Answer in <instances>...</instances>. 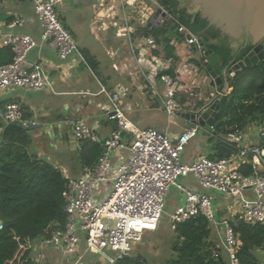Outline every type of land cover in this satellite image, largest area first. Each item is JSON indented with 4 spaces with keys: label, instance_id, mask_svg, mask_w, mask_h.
I'll list each match as a JSON object with an SVG mask.
<instances>
[{
    "label": "built area",
    "instance_id": "2783aa9c",
    "mask_svg": "<svg viewBox=\"0 0 264 264\" xmlns=\"http://www.w3.org/2000/svg\"><path fill=\"white\" fill-rule=\"evenodd\" d=\"M31 1L33 19L40 27L39 42L54 49L60 60L76 55L79 62L90 70L75 38L58 18L56 8L65 0ZM107 1L97 0L98 6ZM109 1H115L122 9L141 2ZM150 1L158 4L155 0ZM157 6L164 13L159 17L167 19L174 28L175 35L169 41L173 56H166L152 35L138 31L147 27L153 14L149 6L151 10L148 8L146 12H139L138 27L124 24L117 28L116 34L127 37L135 70L141 80L140 89L147 91L159 103L167 123L175 124L176 117L189 111L188 107H191V113L201 109H193L195 103L190 101L193 90L199 89V81L202 80L199 73H205L209 84L212 79L205 71V57L199 44L201 38L162 6ZM112 8L110 5L109 9ZM100 13L99 17H110L112 20L116 16L114 11ZM28 21L33 20L17 16L6 25L10 31L2 36V45L10 48L11 60L0 65V91L53 88V82L40 58L35 62L27 60L28 52L39 42L28 34L11 31ZM111 24L116 26L115 21H111ZM112 67L118 69L116 63ZM224 90L225 87L209 92L204 103L219 100ZM99 92L106 96L108 104L104 109L105 115L114 122L115 127L106 138H101L94 126L81 121L72 122L71 131L77 140L98 143L103 152L94 165L84 167L76 178L66 176L65 170L59 168L67 180L62 192L64 224L47 228L44 235L33 243V248L42 251L54 247L70 259L69 264H82L87 253L100 255L103 264H113L116 259L128 255L145 232L156 230L167 190L172 185L184 199L181 205L174 208L170 221L179 224L197 215L203 216L215 229L227 264H238L236 254L241 242L232 223L264 225V127L256 129L254 141L245 134L247 129L231 128L218 136L214 124L211 130L204 129L197 122V117L195 122L176 134L154 127H139L126 115L124 86L117 84L110 91L101 85ZM183 98L189 101L185 102ZM12 122L20 123L22 127L28 123L23 120L16 101L0 105V123ZM199 130L214 140L222 141L229 147V155L210 157V154H200L182 162L185 146L198 135ZM124 133L131 135L128 143L123 141ZM112 151L117 154V159L111 156ZM123 151L126 152L125 157L121 155ZM180 176H191L196 187L178 183ZM106 183L110 184L108 192L101 195ZM209 191L220 193L221 210L227 217L221 220L216 217L215 210H220L218 204L214 209ZM217 255L218 252L214 251V256Z\"/></svg>",
    "mask_w": 264,
    "mask_h": 264
},
{
    "label": "trees",
    "instance_id": "16d2710c",
    "mask_svg": "<svg viewBox=\"0 0 264 264\" xmlns=\"http://www.w3.org/2000/svg\"><path fill=\"white\" fill-rule=\"evenodd\" d=\"M155 1L202 39L205 48L213 51L220 68H229L252 48L251 44H247L234 52L231 42L221 37L217 29L208 26L197 11H189L179 0ZM138 31L152 35L166 56L174 55L169 45L171 37L175 35L173 26L144 27ZM81 51L93 71L96 70L93 56L85 49ZM10 60V48L3 46L0 49V65ZM225 81L224 93L218 101V117L214 122L215 134L216 122L223 119L229 103L235 99L245 100L249 94L264 90V55L256 65L243 68ZM223 86L220 85L219 89ZM21 111L23 120L29 121L32 117L29 109L21 105ZM236 119L233 121L236 122ZM250 126L264 127V99L248 106L238 117L234 128L244 130ZM229 129L221 128V132L225 134ZM122 138L128 143L131 135L124 133ZM208 139L214 151L210 157L229 155L230 149L222 141L210 136ZM30 142L28 129L20 123H0V264H35L30 255L33 243L44 235L47 228L64 224L62 192L67 180L58 167L41 161L35 153L28 151ZM101 152L100 144L82 140L79 148L82 166L94 165ZM232 226L241 242L236 254L238 264H264L256 255V252L264 250V225L233 222ZM174 231L178 238L175 255L163 264H227L224 255L210 240L209 224L203 216L197 215L183 223L174 224ZM214 251L218 252L217 256H214ZM114 264L146 263L140 256L124 255Z\"/></svg>",
    "mask_w": 264,
    "mask_h": 264
},
{
    "label": "crops",
    "instance_id": "0c3cea01",
    "mask_svg": "<svg viewBox=\"0 0 264 264\" xmlns=\"http://www.w3.org/2000/svg\"><path fill=\"white\" fill-rule=\"evenodd\" d=\"M95 1L97 2V0H65L56 8L58 18L75 40L77 38V28L80 29L81 27H87L90 34L93 35L97 42L100 40V33H113L114 37L121 40L120 43H114L113 40L107 39L104 48L101 49L100 55L92 52L88 47L78 45L82 54L83 52L81 50L85 49L93 56L97 64L96 70L94 71L84 54L83 56L90 70L79 62L76 55L70 56L67 60H60L56 56L54 49L45 44L42 45L39 42L40 27L33 19L34 14L31 0H3L0 2V6L3 3H8L0 10V49L3 47L2 36L10 31V29L6 27L7 23L17 16H21L25 19L31 18L33 21H28L23 26L16 27L11 31L28 34L35 41L39 42L37 47L28 52L27 60L29 62H35L40 58L44 69L53 82L52 89L28 91L19 88L7 92L0 91V105L16 101L19 103L20 108L21 105H24L29 109L32 117L27 122H32L39 126L28 130L29 138L31 139L27 147L28 151L35 153L38 159L43 158V161L58 166V168H63L65 170L64 174L70 178L78 177L84 169L79 159L81 140L79 141L73 136L70 127L72 122L81 121L90 126H94L97 134L101 138H106L115 127L114 122L108 120L105 115L104 109L107 107L108 103L105 94L99 92L101 85L110 91L117 84L126 88V96L123 98V105L126 108L128 119L135 125L141 124L143 126L140 127H154L148 125V123H142L144 119L143 112L159 109L164 113L159 103L153 100L147 91L140 89L141 80L135 70V60L131 53L127 37L116 34L117 28L121 25L117 23V25L114 26L111 24L110 18L99 17L101 14L100 11H114L115 14H119L120 9L116 7L118 4L115 1L112 2L108 0L105 4H109V7L110 5L113 6L112 9H108V11L105 9H93V14L87 18L85 16L86 10L89 6L93 7V5H96ZM85 3L87 5H85ZM234 47L236 46L232 47L233 50L236 51L237 49H234ZM113 63L117 64V70L113 69ZM84 68L96 81L98 87L95 89L86 85V82L80 78L79 74L83 72ZM201 73L203 75L205 74L203 71L199 73L200 80L201 77H203V75H200ZM201 83L202 81H199V88L202 87ZM190 99L192 103L193 100L192 98ZM182 100L185 102L189 101L185 98ZM199 102L202 103L201 106L198 105ZM193 103H195L193 109L202 108L206 104L201 100L197 102L193 101ZM190 109L191 107H188L189 111L184 113H191ZM151 114H153V112ZM178 120L183 122V126L179 124ZM175 122V124H170L167 123L166 120L167 126L161 131L176 134L190 126L192 120L186 119L179 114ZM172 126L175 129L172 128ZM197 136L209 137L206 132L205 134H198ZM213 152L212 149L210 152H204L203 149L200 152H187L183 161L187 162L200 154L211 155ZM121 155L125 157L126 152H121ZM45 157L47 160H44ZM113 157L114 159L118 158L117 154H114ZM85 167L88 166L85 165ZM191 185L196 187V184ZM107 186L110 187V184L106 183V187ZM183 199L181 194V202L176 206L181 205ZM209 228L211 227L209 226ZM217 247H219L220 253L224 254L221 246L219 245ZM259 252L264 254V250ZM259 252L257 253L260 254ZM32 258L35 264H69L70 262V259L63 256L61 252L54 247L38 251L32 246Z\"/></svg>",
    "mask_w": 264,
    "mask_h": 264
},
{
    "label": "rangeland",
    "instance_id": "374dc122",
    "mask_svg": "<svg viewBox=\"0 0 264 264\" xmlns=\"http://www.w3.org/2000/svg\"><path fill=\"white\" fill-rule=\"evenodd\" d=\"M95 3L97 5L96 1H95ZM6 4H8V3H3L0 6V10L2 9V7H5ZM85 5H87V4L85 3ZM96 5H93V7L92 6L88 7V9H87L88 11L86 10V13H85V16L87 18H89L93 14V9L94 10L105 9L107 11L109 9V4L103 3L101 6H98V5L96 6ZM157 5H159V4H157ZM148 6L149 5L144 3L142 0H141V2L137 3L134 7L124 6V8L122 9L120 6H116L120 9L119 14L116 13V16L114 17L113 20L110 17H108V18H110L111 21H115L116 25H117V23H119L120 25L128 24V25H131L133 27H138V22H139L138 17L140 16L139 12L140 11H144V12L148 11V8H149ZM149 10H151V9L149 8ZM188 10L191 12H194L190 9H188ZM124 15L126 16V21L124 19L125 18ZM76 33H77V38H76L77 44L80 46L88 47L92 52H95L97 55L101 54L100 53L101 49L104 48V44L106 43L107 39L113 40L114 43H116V42L120 43V41H121L120 39L114 37L113 33H107V34L100 33L99 34L100 40H98V42H97L94 39L93 35L90 34L87 27H85V28L81 27L80 29L77 28ZM241 44H243V42H241V41H237V40L231 41V46L232 47L236 46V47H234V49H237L234 52H238L240 50L238 48H240ZM200 75H203V74L201 73ZM79 76L83 81L86 82V85H89L91 88L95 89L96 87H98L93 76H91L85 68L83 69V72L81 74H79ZM206 77L204 75H203V77H201L202 87L199 89L195 88L193 90L194 94L191 97L193 101L197 102V101L201 100L202 102H205L206 100H204V98L206 97V95H208L209 92H212L214 90L219 89V86L209 85V79ZM224 87H225V85L223 86V88ZM263 99H264V90L259 91V92H253V93L249 94V97L246 98L245 100H243V99L236 100L235 99L231 103H229L226 114L223 115V119L216 122L217 135L218 136L223 135V132H221V128H223V129L224 128H228V129L234 128L237 125L238 117L240 116V114H242L248 106L258 104ZM152 112H153V114H151ZM143 117H144V119H143L142 123H148V125L154 126L157 129L164 130L167 126L166 125V115L164 113H162L159 109L154 110V111L143 112ZM235 117H237V119H236L237 121L235 120L236 122L233 121V119ZM178 122L181 126H183V122H181L179 120H178ZM137 125L139 127L143 126L141 124H137ZM172 128H174V127L172 126ZM257 128H258V126H255V127L250 126L247 128L245 134L247 135V137L250 140H253V141L255 140ZM210 145H211V142L207 136H201V137L196 136V137H194L185 146L184 151H183L184 153L181 155V161L184 162L183 158L185 157V154L187 152L188 153L200 152V151H202V149L204 152H210L211 151ZM31 150H33V149H31ZM102 152H103V148H102ZM110 154H111V156H113L114 152L112 151ZM41 159L40 160L43 161V158H41ZM44 160H47L46 157L44 158ZM56 167H58V166H56ZM62 169L63 168H61V170ZM177 182L181 183V184H186L188 186L190 185L191 187H192L191 184H195L194 181L191 179V176H187V177L180 176L177 179ZM108 187L109 186L106 187V184H104V188L106 190L102 191L101 195H105L108 192L107 191ZM197 189L200 191H204L200 188H197ZM209 194L213 198L212 204H213L214 209H215L216 205L218 204V207H219L218 210H220V211L215 210L216 217L219 220L227 217V215L224 214V211L221 210V207L223 205H222V202L219 201V198H221L220 193H218L216 191H209ZM180 202H181L180 192L174 186H172V185L169 186L167 193H166V196H165V199H164L163 212H162V215H161V218L159 220V223H158L156 230H154L152 232H145L142 235L141 240L131 248L128 255L140 256L145 260L146 264H163L168 258L174 257L175 248L178 245V238H177V234L174 231V223H172L170 221V215L172 214L175 206L177 204H179ZM209 238L211 241H213L215 243L216 246H219V245L221 246L220 240H219L218 236L215 234L213 227L210 228ZM107 254L111 255V252L107 251ZM30 255L32 257V251H31ZM223 255H224L223 258L226 261L227 257L225 254H223ZM256 255L259 256L258 258L261 262H264V254L263 253L258 254L256 252ZM116 260H115V262H116ZM87 262H93V263H98V264L104 263L103 259L102 258L100 259V255L90 254V253H87L83 257V260L81 263L87 264Z\"/></svg>",
    "mask_w": 264,
    "mask_h": 264
},
{
    "label": "water",
    "instance_id": "95a60500",
    "mask_svg": "<svg viewBox=\"0 0 264 264\" xmlns=\"http://www.w3.org/2000/svg\"><path fill=\"white\" fill-rule=\"evenodd\" d=\"M149 5L153 14L146 24L148 28L155 26H168L169 21L159 17L164 13L157 4L150 0H143ZM182 6L197 11L202 19L219 31L221 37H226L229 42L233 40L243 42L242 48L251 44L252 48L229 68H220L218 60L211 49H206L204 42L199 39L205 57V70L211 77V86L225 85L228 76H233L245 67L256 65L264 55V0H180ZM241 48V49H242ZM219 100L216 99L203 106L196 113H180L186 119L197 122L204 129L211 130L219 113ZM39 125L27 123L26 128L34 129ZM198 134H205L199 130Z\"/></svg>",
    "mask_w": 264,
    "mask_h": 264
},
{
    "label": "flooded vegetation",
    "instance_id": "af4514ba",
    "mask_svg": "<svg viewBox=\"0 0 264 264\" xmlns=\"http://www.w3.org/2000/svg\"><path fill=\"white\" fill-rule=\"evenodd\" d=\"M241 48H242V44H241L240 48H238V49H240V50H241Z\"/></svg>",
    "mask_w": 264,
    "mask_h": 264
}]
</instances>
